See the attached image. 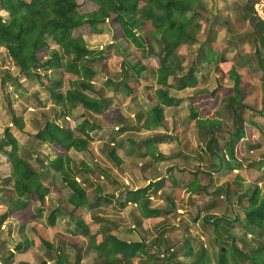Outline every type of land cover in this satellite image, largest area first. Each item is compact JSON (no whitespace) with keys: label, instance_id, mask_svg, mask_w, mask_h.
Here are the masks:
<instances>
[{"label":"rangeland","instance_id":"obj_1","mask_svg":"<svg viewBox=\"0 0 264 264\" xmlns=\"http://www.w3.org/2000/svg\"><path fill=\"white\" fill-rule=\"evenodd\" d=\"M248 1L252 6L251 18L257 22L258 18L253 15V4L256 0ZM77 2L80 13L89 12L97 8L92 0H77ZM247 3L246 0H214L213 4L208 3V8L199 10L202 17H206L205 24L208 26L212 23V27L220 31L222 28L220 26L217 27L218 23H213V18L210 17L217 10V7L221 6L223 8L225 5L237 6V4H242L241 10L238 9L240 13H235L231 17L233 21H230V24L236 34H243L244 36L247 22L242 18V13L246 8L245 6H248ZM0 17L3 20L8 19L1 8ZM260 21L264 22V19ZM99 28H101V32H94L88 24H85L75 31L76 34L83 36L90 49L94 51L93 55H102L104 57L95 65V69L100 76L95 77L94 91H90V94L94 96H110L112 99L107 109H104L99 114H93L95 120L92 117L90 118V121H94L98 126L89 133L91 138L88 150L69 151L74 160L79 161L82 159L89 164L92 171L87 174L93 182V187L102 188L98 201H96L93 187L89 188L87 197L91 204H85L76 213L89 224L91 232L105 235L108 230H111L119 237L127 240L149 242V248L146 251L153 255L151 259L140 260L135 257L127 260L125 264H167V260L170 257V253L167 251L169 247L178 250V254L173 259L183 261L186 259V255L183 254L184 250L179 248L186 238L191 240L194 246L192 249L195 252L199 251V246L205 247L208 252H212L213 248L210 247V240L214 237V233L211 226H204V223H201L203 217L208 215L209 212L214 214L213 212L217 209V213H220L221 216L232 217L237 214L243 217V208L247 200L244 196L241 200H238V196L243 194L245 189L247 192L245 195L248 196L254 189V185L257 184L256 182L260 181L261 183L264 179V175L257 174L251 170V168H256L264 173V169H260L257 166L261 165V161L255 160L256 157L264 159V119L258 121V126L261 127H257L258 129L253 127L251 123L253 117L257 119L264 115V91L260 87L262 86L261 82H256V86L252 87V94L243 97L242 106L237 107L238 114L242 117L244 123V127L240 128H245V136L243 140L236 144L234 158L228 159L227 153H225L223 148L217 150V153L213 154L214 156H208L214 150L213 141H209L211 136L205 137L202 133H196L193 128V122L196 119L189 117L190 107L198 108L202 111L201 115H208L209 117L213 115V112L221 111L219 115L222 116V121L225 120V124H228L226 126H230L232 114L224 109L226 102L222 101V96L219 97L218 93L223 95L232 94L233 87L230 88L228 86L239 85L242 82L243 77L240 78L239 74H241L240 71L245 72V67L241 68V65H239L240 69H236L234 66L230 68L227 65V69H225L227 72L220 74L221 76L228 74L227 78L223 77L221 82L222 84L225 83L227 87L219 82L216 84L210 82L211 86L205 87L200 86L199 82H195L191 86L185 87L186 89L178 91L157 85L155 79L148 71H145L147 78L140 77L137 82L134 80V93L125 95L121 89L112 90L109 87H105L104 81L106 78L113 80L119 78L117 74L122 68L132 72L129 66L139 58L140 50L135 48L134 41L133 43L129 42L122 36L121 29L112 19H106L103 23H100ZM188 29H191V26ZM259 30L261 33L264 32L262 29ZM141 33L144 34L143 32ZM224 33L227 32L224 31ZM222 34L220 33L219 35L222 36ZM204 35L205 31L198 33L199 42H196L195 46L191 44L179 49L185 59L183 63L186 64L188 59V61H191L195 57V48L201 44L200 41ZM228 36L233 37V35L229 34ZM219 40H221L220 36ZM222 41L224 42V40ZM50 43L51 49L58 50L57 45L51 41ZM245 43L244 49L247 48L248 52L251 50V53H249L254 59L257 53H255L254 48L257 45ZM223 46V48L226 47L224 43ZM155 49V53H157V45ZM244 49L240 50V61L242 60L241 53L244 54ZM47 51L48 49H45L37 53L40 60L45 58ZM258 56L261 57L262 55L259 54ZM235 58L237 57L234 56L233 60ZM141 62L148 67L160 65L159 56L156 54L141 58ZM187 66H189V63L186 64V68ZM253 66L257 68L256 71L253 70L257 72L254 75L256 74L255 76L259 78L262 70L261 68L259 69L260 64L257 60H254ZM47 74L50 77L44 75V71L40 69L31 75L21 73L17 65L8 56L6 50L0 46V138L3 137L4 129L8 126L18 140V148L14 153L25 155L35 169L41 168L48 163V159H53L64 152L56 144H38L35 141L33 135L44 125L45 119L52 118L59 124L73 129L84 118L83 110L79 107L72 109L67 115L59 114L61 111L53 112V108L58 106L53 103L48 90L51 86V80L60 79L61 86L58 90L63 92L68 87L69 81L74 78V75L61 70L48 71ZM210 79H212L211 76ZM119 81L115 84L120 83ZM195 86H197L195 89L192 88ZM222 86L225 87L223 90L220 88ZM245 87V84L239 86V90L241 88L245 89ZM206 89L208 92L211 91V97L196 96L203 93ZM213 91L215 92L213 93ZM247 92L250 93L249 91ZM192 94H195L194 96L196 97L189 100L187 105L175 103L172 106H166L161 125L145 128L138 122L139 113L150 110L158 101L163 102L168 96H182L181 98L184 99ZM13 114L18 118H22L24 123L22 130H18L13 124ZM256 119L254 120L256 121ZM121 128L124 129L121 130ZM214 129L215 132H221L222 135H225H219L217 138L219 147H222L225 138L229 137L226 136V133L233 131L232 126L221 131L217 128ZM156 133H165L175 139L166 138L164 142L156 144L157 151L154 154L158 156L154 157V154L148 152L143 156L142 153L146 150L145 146H139L135 141L146 140ZM75 134L81 135L77 132ZM197 144L199 147L197 148L198 151L204 154L203 159L200 161L195 155L196 150L194 148H196ZM207 149L210 151L208 152ZM110 150H114L119 155L121 158L120 164H116L109 159L108 152ZM227 159L231 164L240 163L237 173L227 167ZM103 169H105V173L102 172ZM11 172L12 168L8 157L6 154H0V188H3L0 193L2 196L0 214L5 213L9 207H13L8 202L7 191L4 192L7 187H12ZM207 172H211V174L208 175ZM49 178H53L55 184L51 185L49 179L44 180V183L50 186V193L45 198L46 204L43 207L40 206V212L36 209V207H39V202L35 196H31L27 200L24 211L26 217L33 219L32 223H38L37 225L40 228H44L47 223L46 217L53 208L58 207L62 210L71 208L66 202L69 190L63 184L59 173L49 174ZM193 178L198 180L197 184L199 185V188L194 190L196 192L194 195H192V191H189L184 186V184L192 182ZM153 179L159 183L157 186H153L149 192L150 206L163 207L167 204H173L174 207L164 217H152L150 219L144 217L135 204L124 203L125 191L120 187L123 183L130 188L143 187L149 182H153ZM114 181H116V184ZM217 186H222V191L218 190L219 192H216ZM110 193H113V195H110ZM217 194L222 195L220 196L221 198L216 199ZM214 204L217 206L216 208ZM62 210L61 215L56 218L55 225L46 227V236L48 235V240L52 244L51 251L57 249L60 254H64L65 259L69 258L65 260L64 264H76L78 260L77 264H101V259L97 258L96 252L89 247L88 237L79 236L74 238L72 236L71 231L74 228V223L67 217L66 211L63 212ZM37 214L42 216L44 220H38ZM94 214L108 218V222L95 220ZM195 216H198L199 223L196 222L198 225L194 223L193 219H195ZM24 226L22 231L21 221H18L13 215L6 217L0 226V242L3 241L2 247L6 248L5 250L1 248L0 264H6L3 260L7 255V249H14L18 241L21 240L22 233L29 235L28 228L30 223H25ZM252 228L251 226L248 235L240 229L234 230L231 228V232H233L235 237L233 238L234 244L246 252H251L253 248L260 246L262 247L261 254L264 255V236L259 235L261 233ZM160 236H162L161 238L165 237L166 242L158 246L154 239ZM43 238L44 236L38 233L37 236L31 239L30 245L25 248V253L17 255V257L9 261V264H43V262L55 264V257L51 255V252H48L50 250H47L42 243ZM242 238H245V240H242ZM226 239V244H230L232 241L230 235ZM72 243H74V246H81L80 251L75 250L71 246ZM215 245L219 248L218 243ZM78 256L80 258L77 260ZM239 263L252 264L249 259H240Z\"/></svg>","mask_w":264,"mask_h":264},{"label":"trees","instance_id":"obj_2","mask_svg":"<svg viewBox=\"0 0 264 264\" xmlns=\"http://www.w3.org/2000/svg\"><path fill=\"white\" fill-rule=\"evenodd\" d=\"M92 1L97 8L89 12L80 13L77 0H0V8L8 18L3 20L0 17V46L6 50L8 56L23 74L31 75L40 69L44 71V75L47 77H50L49 73L47 74L48 71L55 72L56 70L74 75V78L69 81L68 87L63 92L58 90L61 86L60 79L51 80V86L48 90L53 103L58 106L53 108V112L61 111L59 114L67 115L72 109L79 107L82 108L84 115L82 122L73 129L59 124L52 118L45 119L44 125L33 135L35 141L38 144H56L64 152L53 159H48V163L41 168L39 167V169H35L25 155L14 153L18 148V140L8 126L4 129L3 137L0 138V154H6L12 168L10 176L12 187H7L4 192L7 191L8 202L14 208L10 207L5 213L0 215V225L6 217L13 214L18 215L22 231L25 223H30L28 228L29 235L22 233L21 240L14 247V252L7 249V256L4 257L6 263L13 258L15 252H23L30 245L31 239L37 236L38 233L44 236L42 243L47 250H50L48 252H51V255L55 257V264H64L65 260L69 259H65L64 254H60L57 249L51 251L52 244L48 240V235L46 236V227L55 225L56 218L61 215L62 209L56 207L50 211L46 217L47 223L44 228H40L37 225L38 223H32L33 219L27 218L24 212L27 200L31 196H35L39 202V207H36L38 212H40V206L43 207L46 204L45 198L50 193V186L45 184L44 180L49 179L50 184L54 185L53 178H49V174L52 173H59L63 184L69 190L66 202L71 208H66V210L62 211H66L65 214L74 223V228L71 231L72 236L74 238L79 236L88 237L89 247L96 252L97 258L101 259V264H120L122 262L125 264L127 260L135 257L145 260L151 259L153 256L146 251L149 248V242L127 240L119 237L111 230H108L105 235L91 232L89 224L76 213L85 204H91L87 197V190L93 187V182L87 173L91 172L92 168L82 159L79 161L74 160L69 151L88 150L91 138L89 133L98 126L94 121H90V118L92 117L95 120L93 114H99L104 109H107L110 100H112L110 96H94L90 94V91H94L95 77L100 76L95 69V65L104 57L102 55H93L94 51L90 49L83 36L75 33L79 27L88 24L92 31L101 32L99 24L106 19H112L121 29L122 36L129 42L133 43L134 41L135 48H139V58L129 66L132 72L122 68L117 74L119 78L116 80L106 78L104 81L105 87H109L112 90L121 89L125 95L134 93V80L137 82L140 77L147 78L145 71L149 72L157 85H161L166 89L180 90L194 84L198 77L201 78L204 69L211 61L218 62L217 51L214 50L215 58L208 54L211 49L209 34L195 48V57L191 61L186 59V64L189 63L187 68L186 64L183 63L185 61L183 53L179 52L180 48L191 44L195 46V43L199 42L197 35L203 30L206 20V17H202L200 10L207 8V0ZM246 7L250 9L249 6ZM258 23L260 29L264 30V22L259 21ZM189 26H191V29H188ZM210 30L211 28L208 29V32ZM263 36L264 34H260L261 39ZM50 41L58 46V50L50 48ZM156 45L158 46L157 53H155ZM45 49H48L47 55L43 60H40L37 53ZM152 54L159 56L160 65L157 67H148L141 62V58L149 57ZM259 67L262 70L261 84L264 89V62L260 61ZM117 81L120 83L115 84ZM239 86H243V84H235L232 94L220 96L222 101L226 102L224 109L232 114L233 131L230 132L229 137L225 138V142L221 147L226 149L229 158H234L235 145L243 136V131L239 128L244 123L237 111V107H241L243 104L242 88L239 90ZM195 97L193 96L189 100ZM184 100L182 99V105H187L189 100L187 102H184ZM178 101L179 99L174 96H168L163 102L158 101L150 110L139 113L138 122L145 128L161 125L164 119L165 107L172 106ZM201 112L198 108L191 106L189 117L196 119L200 134L202 133L205 137L211 136L209 141H213L214 150L208 156H214L213 154H216L217 150L220 149L217 135L221 132H215V125L209 124L211 119H204V115H201ZM220 112L217 110L213 114L217 116ZM12 121L18 130L23 129L22 118H18L13 114ZM215 128L218 129V126ZM123 129L121 128V130ZM218 130L221 131V129ZM75 132L81 135H76ZM166 138L175 139L165 133H156L146 140L135 141V143L139 146H145L146 150L142 153L144 156L147 152L154 154L157 151L156 144L164 142ZM195 155L198 161L204 157V154L199 152L198 149L195 151ZM156 156L158 155L154 154V157ZM108 157L116 164L121 163V158L114 150L108 152ZM228 159L227 167L231 170L234 168L238 169V167L234 166H239L240 163L231 164ZM104 171L105 169L102 170L103 173H105ZM193 173L197 174L196 172ZM207 174L209 175L211 172H207ZM196 180V178H193L192 182L184 185L185 188H190L193 191L199 188ZM158 183L153 180V182H149L143 187L134 188H130L123 183L120 188L125 191L124 203L135 204L144 217H164L165 214L173 210L172 204H167L163 207L150 206L149 192ZM93 189L96 201H98L102 188L95 186ZM2 190L3 188H0V193ZM218 190L222 191V186H217L215 191L217 192ZM245 194L246 192H243V194L238 196V200H241L243 196L247 200L243 208V217L237 214L232 217L221 216L220 214H210L209 212L201 220L204 226H211L214 232V237L210 240V247L213 248L212 252H208L205 247L201 246L198 247L199 251L195 252L192 249L194 246L191 240L186 238L179 248L184 250L183 254L186 255V259L183 261L173 259L178 254V250L169 247L167 251H169L170 257L168 260L166 259L169 262L167 264H240V259H249L252 264H264V255L261 254L262 247L259 246L253 248L251 252H246L234 244L233 238L235 237L231 232V228L243 227L244 229H251L250 227L252 226L259 233L264 232V198L260 197V189L255 185L248 196ZM110 195H113V193H110ZM0 200H2L1 195ZM38 215V220H44L42 216ZM93 217L97 221L108 222V218L104 216L94 214ZM197 218L198 216H195L193 220L196 221ZM229 235L232 241L230 244H226V238ZM161 237L154 239L158 246L166 242V238ZM2 243L3 241L0 242V248L3 249ZM216 243H218L219 248L216 247ZM71 246L75 250L80 251L81 246H74V243ZM79 258L80 256L77 257V260ZM43 264L46 263L43 262Z\"/></svg>","mask_w":264,"mask_h":264},{"label":"crops","instance_id":"obj_3","mask_svg":"<svg viewBox=\"0 0 264 264\" xmlns=\"http://www.w3.org/2000/svg\"><path fill=\"white\" fill-rule=\"evenodd\" d=\"M208 3L213 4L214 3V0H210V1H208ZM246 3L250 7V9L247 10V7L245 6L246 8H245V10H243V13H242V18L245 19L246 22H247V26L244 29V31H246V33H245L244 36H243V34H241V35L236 34V31H233L232 30L231 24H230V21H233V20H231V17L234 16L235 13H240V11H238V9L241 10V8L243 7L242 4L241 5L237 4V6H226L225 5V6H223V8L221 6H218L217 7L218 14H217V10H216V11H214V14L210 16V17L213 18V23H218L217 24V27L220 26L222 28V30L219 31L218 29H215V27H212V23H210L208 26L206 24H204V27H203V30L202 31L203 32L205 31V35L203 36V38L206 39L209 36V38L211 39V42H210L211 49H210V52L208 54L210 56H214L213 58H215L214 50L217 51V59H218V62L211 61L207 65L206 69H204V71H203V75L201 77L202 80H200V77H198L197 78V81H196V82H199V85L200 86H203V87H205V86H211L210 85V82H214V84H216L217 82H219L220 84H222L221 82H222L223 77L228 76V74L226 76H221L220 74L223 73V72H227V70H225V69H227V65H229L230 68H232V66H234L236 69L239 68V65H241V68L242 67H245V72L240 71L241 74H239V76H240V78L243 77L242 78V82H240V84L242 83L243 85L244 84L246 85L245 89L244 88L241 89L243 91L241 93L242 94V103H243V99H244L243 97H246V96H249L250 94H252V87L253 86H256V82L257 81L258 82L259 81L261 82V80H260L261 79V75L259 76V78H258V76H255L257 74V72H255L257 70V68H256V66H253L254 60H257V62L259 64H260V61L264 62V41H263L264 36H263V38L261 39V42H260V34H263L264 32L263 33L259 32L260 31L259 30L260 28H259L258 22L260 20H258L257 22L252 20V18H251L252 17V14H251V4H250V2L248 0H246ZM208 7L209 6H207V8ZM256 27H257V30H256ZM209 28H211L210 32H208V29ZM224 31H226L227 33H224ZM219 32L220 33H223L222 36L219 35L220 34ZM228 34L229 35H233V37H229ZM219 36L221 37V40H219ZM222 40H224V42ZM245 42H247V43H249L251 45L252 44L253 45H255V44L257 45V47L254 48L255 49L254 50L255 53L257 52L255 54V56H254V59L252 58V55L250 54L251 53L250 52L251 50L249 51L250 52L249 53L248 50H247V48L244 49V47H245L244 44H246ZM262 42H263V45H262ZM223 43L226 46L225 48H223L224 47L223 46ZM242 49H244V54L241 53L242 60L240 61V57L239 56H240V50L242 51ZM259 54L262 55L261 56L262 58L258 56ZM234 56L237 57V58H235V60H233V57ZM259 69H260V67H259ZM253 70H255V71H253ZM206 73H209V74L206 75ZM254 73H256V74L254 75ZM210 76H211L212 79H210ZM222 85L225 86V83H223ZM224 86L220 87L221 90H223L225 87H227V86H225V87ZM196 87L197 86L192 87V88L195 89ZM228 87L232 88L233 86L231 85V86H228ZM260 87L262 88V86H260ZM184 89H186V88H184ZM180 90H183V89H180ZM176 91H178V90H176ZM247 91H249L250 93H248ZM262 91H264L263 88H262ZM194 95L195 94H192L191 96H187L186 98H184L185 99L184 102H187L189 100V98L192 97V96H194ZM198 95L211 97V91L208 92V90L206 89L203 93L197 94L196 96H198ZM218 95L220 97L223 94L222 93H218ZM181 97L182 96H177L176 97L177 99H179V101L177 102V104H179V105H182L183 104L182 99H180ZM214 115L215 114H213L211 117H209L208 115H205L204 116V119L205 118L211 119L210 122H209V124H211V125L214 124L215 125L214 128L218 126V129L225 130V128L232 126V123H231L230 126H226L228 124H225V122H224L225 120L222 121V116H220L219 114L217 116H214ZM262 116L263 117H259L257 119L255 117H253V120L251 121L252 126L255 127L256 129H258L257 127H259L258 126V121H260V119H264V115H262ZM254 119H256V121ZM243 127H244V125H243ZM193 128L195 129L196 133L199 132V128H197V124H196V121L195 120L193 122ZM259 128H261V127H259ZM239 129L241 131H243V136L239 140V141H241V140H243V137L245 136V131H244L245 128H243V129L242 128H239ZM229 134L230 133H226V136H229ZM219 135L220 136H225V135H222V133H220V134L217 135V138L219 137ZM136 141H138V140H136ZM218 144H219V141H218ZM195 147L196 148H194V149L197 150L198 144ZM220 148H221V146H220ZM235 149L236 148H234V156H235V153H236V150ZM223 150L225 151V153H227V151H226L225 148ZM207 151H208V149H207ZM226 155L229 158L228 153ZM255 160H260L261 161L260 162L261 165H257V166L260 169H264V159L263 158H260V157H256ZM234 167H238L239 168V166H236V165ZM233 170L236 171V173L238 172V169L237 168H234ZM251 170H253V172H255L257 174L264 175V173H262V170L258 171L256 168H251ZM196 181H198V180H196ZM256 183L257 184H255V185H257L259 187V189H260V197H263L264 198V179H263V182L260 183V181H258ZM188 190L189 191H192L191 192L192 195H194V193L196 194V192L193 191L192 189L189 188ZM243 192H246V189ZM220 196H222V195H219L216 199L221 198ZM215 201H217V200H215ZM214 206H215V208L217 207L215 204H214ZM172 207H174L173 204H172ZM217 210L214 211L213 213L220 214V213H217ZM13 216L18 220V215L17 214H13ZM148 218L151 219L152 217H148ZM5 219L1 222V225L5 221ZM196 222L199 223V220L196 219V221H194V223H196ZM197 223H196V225H198ZM233 229L234 230L240 229L241 231L247 233V235H248V231L250 230V229H244L243 227H236V228H233ZM252 229L254 230V228H252ZM259 235L264 236V232L261 233V234H259ZM243 239L245 240V238H242V240ZM8 250H11L12 252H14V249L13 248L8 249ZM22 253H25V251H23V252H20V251L19 252H15L14 253V256H13V258L11 260H13L15 257H17V255L22 254ZM3 262H5V261L3 260ZM8 264H9V262H8Z\"/></svg>","mask_w":264,"mask_h":264},{"label":"built area","instance_id":"obj_4","mask_svg":"<svg viewBox=\"0 0 264 264\" xmlns=\"http://www.w3.org/2000/svg\"><path fill=\"white\" fill-rule=\"evenodd\" d=\"M253 15L258 20L264 19V0H256L253 4Z\"/></svg>","mask_w":264,"mask_h":264}]
</instances>
